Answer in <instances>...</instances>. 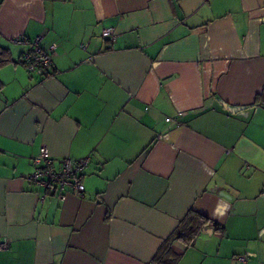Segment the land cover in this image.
Instances as JSON below:
<instances>
[{
    "label": "crops",
    "instance_id": "obj_1",
    "mask_svg": "<svg viewBox=\"0 0 264 264\" xmlns=\"http://www.w3.org/2000/svg\"><path fill=\"white\" fill-rule=\"evenodd\" d=\"M0 57V264H158L190 209L218 228L173 264H264V0H0ZM41 145L83 195L30 179Z\"/></svg>",
    "mask_w": 264,
    "mask_h": 264
},
{
    "label": "built area",
    "instance_id": "obj_2",
    "mask_svg": "<svg viewBox=\"0 0 264 264\" xmlns=\"http://www.w3.org/2000/svg\"><path fill=\"white\" fill-rule=\"evenodd\" d=\"M104 36L114 38L110 29H106L102 33ZM41 39L40 35L27 38H12V42L16 43H30L31 49L24 51L19 58V61L25 66L29 73L47 74L53 67L52 54L55 49V44H51L47 49L39 45ZM166 121H170L172 117H166ZM89 157L73 159L70 157H63L55 160L48 148L41 145L37 154L32 157L33 170L30 179L44 187L55 191L57 197L63 200L66 193L69 191L83 195L85 190L84 185L80 179L82 170L88 164ZM8 240L0 242V250L8 247ZM240 264L246 263L245 255H238L236 257Z\"/></svg>",
    "mask_w": 264,
    "mask_h": 264
},
{
    "label": "trees",
    "instance_id": "obj_3",
    "mask_svg": "<svg viewBox=\"0 0 264 264\" xmlns=\"http://www.w3.org/2000/svg\"><path fill=\"white\" fill-rule=\"evenodd\" d=\"M4 59L0 57V64ZM264 102V91H262L256 98L255 103ZM218 228V223L211 219L209 216L190 209L188 213L179 222L178 227L174 233L167 238L153 257V261L158 264H173L178 257L175 256L171 250V245L174 239H182L186 243H191L199 231H205L208 226Z\"/></svg>",
    "mask_w": 264,
    "mask_h": 264
},
{
    "label": "water",
    "instance_id": "obj_4",
    "mask_svg": "<svg viewBox=\"0 0 264 264\" xmlns=\"http://www.w3.org/2000/svg\"><path fill=\"white\" fill-rule=\"evenodd\" d=\"M205 231H207V232H211V229H207V230H205Z\"/></svg>",
    "mask_w": 264,
    "mask_h": 264
}]
</instances>
